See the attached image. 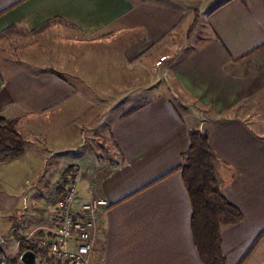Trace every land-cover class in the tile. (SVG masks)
Listing matches in <instances>:
<instances>
[{
	"label": "crops",
	"instance_id": "obj_1",
	"mask_svg": "<svg viewBox=\"0 0 264 264\" xmlns=\"http://www.w3.org/2000/svg\"><path fill=\"white\" fill-rule=\"evenodd\" d=\"M176 1L190 12L161 0H0V57L21 42H76L30 55L36 71L0 58V116L26 141L0 178L26 164L23 194L37 202L17 205L18 249L52 236L77 169L76 207L109 202L92 232L95 264H202L178 168L205 124L221 192L243 215L222 228L221 252L228 264H264V235L252 249L264 230V0H208L199 32L194 0Z\"/></svg>",
	"mask_w": 264,
	"mask_h": 264
},
{
	"label": "trees",
	"instance_id": "obj_2",
	"mask_svg": "<svg viewBox=\"0 0 264 264\" xmlns=\"http://www.w3.org/2000/svg\"><path fill=\"white\" fill-rule=\"evenodd\" d=\"M26 141L18 129V120L0 116V164L8 163L25 152ZM216 153L210 146L206 132H191L190 146L184 155L181 171L184 186L192 208V234L202 264H228L221 252V230L224 226L236 225L243 215L221 192V184L215 165ZM18 229V228H17ZM17 229L6 238L20 240ZM264 235L261 232L252 249ZM31 250L39 256L41 249L36 244L19 241V256L8 258L9 264H23L21 256ZM0 256H4L0 250ZM242 260L241 264L246 260Z\"/></svg>",
	"mask_w": 264,
	"mask_h": 264
},
{
	"label": "built area",
	"instance_id": "obj_3",
	"mask_svg": "<svg viewBox=\"0 0 264 264\" xmlns=\"http://www.w3.org/2000/svg\"><path fill=\"white\" fill-rule=\"evenodd\" d=\"M80 178L79 170L68 172L54 218L55 231L41 242L36 264H95L96 258L103 259L92 232L99 210L108 207L109 202L95 198L77 208ZM0 264H9L8 258L0 256Z\"/></svg>",
	"mask_w": 264,
	"mask_h": 264
},
{
	"label": "rangeland",
	"instance_id": "obj_4",
	"mask_svg": "<svg viewBox=\"0 0 264 264\" xmlns=\"http://www.w3.org/2000/svg\"><path fill=\"white\" fill-rule=\"evenodd\" d=\"M161 1L167 4L179 5L187 13L190 12L189 10H187L189 9L188 4H185L181 1L180 2L176 0H161ZM213 1H216L215 2V5H216L217 2L222 1V0H212V3ZM206 4H208L209 6L208 0H194L193 4L191 5V10L193 14L196 15V19H198L199 21L196 26V30L194 32H199L202 27V22L205 21L204 16L207 10L205 8ZM72 39L73 38H71L70 36H65V35L61 37L53 36L51 39H49L51 42H48L46 45H41L40 43H36L35 45H32V46H29V45L27 46L25 45V43L21 42L22 44L21 43L18 44L20 47L17 51L15 50L5 51L4 52L5 55L3 54L0 58H7L10 60H14L15 61L14 66L36 71L40 67V65L34 64V62L31 63V61H29L30 55H35V57L37 58L34 61L38 62L39 58L37 55L40 56L43 52L46 54L47 51L50 53V50L53 49L52 48L53 46L56 47L57 49H60V47H62V49H66L67 51L69 49V46L73 47L76 44V42ZM71 60L73 63L76 61V59L72 57H71ZM63 65L64 64L62 63V66ZM52 71H56V70L53 69ZM59 75L62 77H66L71 81H74V78L71 77V75H69V72H61L59 73ZM260 117L262 118L263 114H260ZM25 158H28V155L25 156ZM22 160H25V159H22ZM26 169H27L26 164L20 167H17V168L4 169V171H2V176L0 178L1 180L0 182V250H2L4 253V256L8 258H17L19 256V249L13 245L14 240H15L13 239L14 237H11L12 239L4 237L7 234H9V231H10L9 229L11 227V224L15 223V221H20L22 218L23 219L25 218L24 216L23 217L19 216L20 212L17 211L16 209L18 203L20 204V207L18 208L19 210L24 206L26 207L25 209H27L29 205L31 204L34 205L35 203H37V202L26 201L25 195L23 194L25 183L27 180L26 174H24ZM57 179H58V183L59 182L61 183L62 181L61 175L57 177ZM20 190H22L21 193H20ZM45 193L46 194H44V197L49 202V205L56 204L57 197H58V190L55 189L54 187L46 191ZM14 229H17V227H15ZM17 232H19V229H17Z\"/></svg>",
	"mask_w": 264,
	"mask_h": 264
},
{
	"label": "water",
	"instance_id": "obj_5",
	"mask_svg": "<svg viewBox=\"0 0 264 264\" xmlns=\"http://www.w3.org/2000/svg\"><path fill=\"white\" fill-rule=\"evenodd\" d=\"M204 130L205 124L201 127V131L204 132ZM36 257L37 255L35 254V252L28 250L21 256V261L23 264H36Z\"/></svg>",
	"mask_w": 264,
	"mask_h": 264
}]
</instances>
